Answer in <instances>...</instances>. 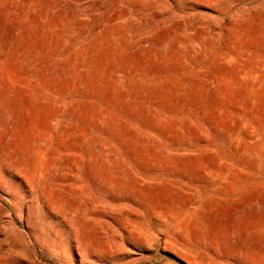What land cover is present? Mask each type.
Returning <instances> with one entry per match:
<instances>
[{"label":"rangeland","instance_id":"rangeland-1","mask_svg":"<svg viewBox=\"0 0 264 264\" xmlns=\"http://www.w3.org/2000/svg\"><path fill=\"white\" fill-rule=\"evenodd\" d=\"M0 264H264V0H0Z\"/></svg>","mask_w":264,"mask_h":264}]
</instances>
